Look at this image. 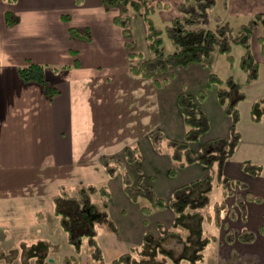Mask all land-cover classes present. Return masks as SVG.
Returning a JSON list of instances; mask_svg holds the SVG:
<instances>
[{
  "label": "crops",
  "instance_id": "crops-1",
  "mask_svg": "<svg viewBox=\"0 0 264 264\" xmlns=\"http://www.w3.org/2000/svg\"><path fill=\"white\" fill-rule=\"evenodd\" d=\"M154 1L162 4L153 14L156 25L163 26L180 16L179 6L184 0ZM222 4V14L215 16V29L223 23L234 29L257 15H264V0H222ZM8 12L13 13L15 23L12 26L6 22ZM118 14V9H105L102 0H0V205H11L0 207L4 209L2 216L15 213L13 219L16 220L29 212L31 219L37 220L40 202L46 201L52 209L53 197L62 186H98L101 180H112L125 193L123 174L111 178L103 169L101 159L120 156L129 146L137 147L140 156L165 157L171 162L165 178L187 169L202 168L197 164L175 168L171 154H162L161 148L170 145L171 139H182L187 131L177 106L178 95L181 92L196 94L205 88L219 61L228 59L217 52L208 65L178 68L168 83L158 86L154 79L131 72L123 30L114 22ZM135 24L145 33L143 21L134 23L133 29ZM72 27L88 30L90 38H74L70 33ZM261 36L264 37V24L259 21L251 39V49L259 63V76L248 85L250 87L242 88L240 83L247 82V78L241 69L244 75L237 83L246 94L239 105L241 142L224 166L225 175L231 168H238L239 173L231 179H241L238 181L248 186L249 178L261 176L247 174L244 171L246 161L262 166L264 160H261V156L264 157L261 147L264 145V118L259 122L251 119L254 101L264 96ZM242 54L243 48L237 56L239 67ZM233 60L236 61V55ZM31 62L45 67V77L58 89L57 94L49 96L41 84L24 82L20 78L18 68ZM228 77L234 79L231 74L222 78ZM211 90L202 102L211 122L210 131L215 125H222L224 135L215 137L227 136L229 116L218 102L216 88L211 87ZM209 100L213 101L212 106L221 121H212ZM157 129L163 132L164 138L155 145L149 136ZM235 160L236 165H232ZM138 162L141 165L140 159ZM151 177L156 180L155 175ZM130 180L133 184L132 177ZM33 185L36 190L22 195L23 188ZM254 185V195L260 199L246 203L245 218L235 206L233 195L226 199L232 213L223 214L224 226L204 223L208 233L214 226L220 233L219 236L209 233L218 239L207 247L202 264L210 254L216 264H264V193L258 184ZM220 200H212V204ZM28 203H34L35 207L27 211L24 207ZM209 209L212 211L213 205ZM157 222L162 221L157 220L154 225ZM147 228H142L141 237ZM227 229L248 230L255 238L227 241L224 238Z\"/></svg>",
  "mask_w": 264,
  "mask_h": 264
},
{
  "label": "trees",
  "instance_id": "trees-1",
  "mask_svg": "<svg viewBox=\"0 0 264 264\" xmlns=\"http://www.w3.org/2000/svg\"><path fill=\"white\" fill-rule=\"evenodd\" d=\"M105 9H118L114 22L121 27L126 40L130 56V70L136 76L152 78L158 86L170 81L174 70L192 64L208 65L215 53L226 56L233 61V48L241 46L243 54L240 67L245 72L247 82L257 80L259 76V63L251 49V39L256 24H264V15H257L254 19L241 26L240 33L236 35L234 29L227 23L213 29L209 27L210 13L215 8L217 0H184L180 6V16L163 26H158L153 20V14L162 7L154 0H102ZM140 20H136L135 18ZM135 21V22H134ZM143 21L147 53H143L136 46L133 24ZM8 26L15 23L13 13L6 14ZM136 25V24H135ZM74 38L89 39L90 32L79 28H70ZM165 37L173 44L172 52L161 50ZM264 53V37L259 38ZM150 54H149V53ZM45 67L37 63H29L18 68L20 78L24 82H36L43 86L49 96L58 93L45 77ZM211 87L216 88L219 104L230 119V133L202 140L209 132L211 122L202 107ZM246 94L232 77L223 79L216 73H211L205 88L196 94L181 92L177 97V106L187 126L182 139H171V155L175 168L187 165L218 166V177L230 182L224 174L225 164L234 156L241 142L239 122L241 120L240 103L245 100ZM264 118V96L254 101L251 108V119L259 122ZM164 134L157 129L149 136L155 145L163 140ZM199 144L200 146H193ZM139 160L137 147H127L122 155L103 157L101 165L112 178L123 174L124 191L129 200L139 203L141 198L149 201V205H142V209L149 213L155 208H168L173 212L171 227L157 222L153 229H147L137 248L124 252L114 258L111 264H200L204 261L207 247L217 236L205 231V222H215L218 227L224 226L223 214L232 210L228 208L226 199L235 195V206L246 216V203L249 200H258L247 190L248 184L243 181L231 183V190L223 191L224 198L212 204V191L214 177L206 174L193 181L177 186L168 199L157 197L152 184L138 181L137 185L131 183L132 177L127 168ZM244 171L251 176L262 173L260 165L246 163ZM239 190L234 194L235 188ZM225 188V187H224ZM111 191L107 186L85 185L73 192L70 188L62 186L53 197V212L59 218V223L67 234L70 245L81 250L85 241L89 242L91 255L89 264H105L103 250L98 242L99 224H106L112 232L118 227L110 214ZM99 201V205L95 200ZM213 205L212 211L209 207ZM198 218L199 224L193 227L189 219ZM168 237L179 240L178 250L168 247L165 241ZM227 241L240 239L253 240L255 235L248 230L234 232L227 229L224 233ZM64 264H79L76 257H66Z\"/></svg>",
  "mask_w": 264,
  "mask_h": 264
},
{
  "label": "rangeland",
  "instance_id": "rangeland-1",
  "mask_svg": "<svg viewBox=\"0 0 264 264\" xmlns=\"http://www.w3.org/2000/svg\"><path fill=\"white\" fill-rule=\"evenodd\" d=\"M8 1L9 0H6V2ZM222 12V0H217V5L210 13V28L215 29L216 17L217 15H221ZM157 22L160 21L157 19ZM240 30L241 27H234V33L236 35L240 33ZM134 36L136 37L137 48L144 54L147 53L148 48L146 44V38L140 25L136 24V26H134ZM173 49V44L168 40L167 37H165L161 50L165 53H169L172 52ZM240 50H242L241 47H234L233 55H236V61H226V59L223 58V60L219 61L218 65L215 67V73L222 77H227L228 74H231L233 75L235 81L240 83L244 75L237 62V56ZM240 85L242 88L250 87L248 85H251V83L248 84L247 82H243L240 83ZM211 91L212 90L210 88L208 93ZM210 101L211 100H209L207 105L209 112L212 114V121H215L216 119L221 121V117L216 112V108L212 106L213 101ZM262 134H264V132ZM215 135H224L222 131V125L221 127L219 125H215V127L212 128V132L209 130V132L203 136L201 141L215 137ZM165 146L167 148H165ZM198 146L200 145L196 144L193 147L196 149L195 147ZM261 147L264 153V145H261ZM161 151H163L162 154L164 155L166 152L168 155L172 153L171 147L168 144L164 145V147L161 148ZM259 156L260 155H258L257 158H259ZM139 159L142 161L141 165L138 164L140 162L136 161L132 165L131 170H129L130 175L133 178V185H137L139 180L143 181L145 184H152L156 187L154 189L157 197H162L165 199L170 197L172 189L175 186H179L184 182L190 181L191 179L200 178L206 174H211L214 177L212 200H222L224 198L223 191L225 189L231 190V183L241 180L231 179L233 176H236L239 173L238 168H236V170H232L231 168L229 172H226V175L229 176L228 179H230L229 183L224 179L219 178V168L217 165L211 167L201 166L202 168L199 167L198 169H187L180 171L174 176L165 178V174H167L166 172L170 168L169 164H171V162L165 159V157H153L152 155H145V157H143V155H139ZM170 159L173 162L174 167L175 163L172 159V155L170 156ZM262 159H264V157L261 156V160ZM236 161L237 160L232 162V165H236ZM246 162L251 163L252 161ZM262 162V166L260 165L262 168L261 175L253 176H261V178H247L248 183L250 182L248 186L249 189L247 188V190L253 194L256 192L254 183L258 184L260 186V191L264 193V160ZM152 175H155L156 180L152 179ZM111 181L101 180L99 183H97L99 187L107 186L112 192L109 210L111 218L118 226V231L116 233L112 232L106 224H99L97 226L99 232L98 242L104 253L105 264H111L112 260L120 254L137 248L141 241L140 232L142 228L143 230L147 227V229H153L154 223L157 220L162 221V223L167 227H171L172 222L170 223V221H173L170 209L156 208L151 214H148L142 209V204L149 205V201L147 199L141 198L139 203L136 204L125 196V193L119 189L116 181ZM81 186L82 184H73L70 185V189L73 192H77L78 188ZM34 190H36L34 185L31 188H23L22 195H28ZM236 190H239L238 186L235 188V191ZM229 198H231L230 195L228 196V199ZM40 203L41 211L36 215L38 217L37 220L31 219V214H29V212H25L20 219L14 220L13 217L15 216V213L2 216L4 209H0V264H64L63 260L66 257H76L79 264H89L88 261L91 255L89 242L85 241L81 250H77L74 246L70 245L67 239V234L61 227L59 218L53 212V208L51 209L46 201H41ZM95 203L99 205L101 202L99 203V201L96 199ZM9 204H1L0 207L11 206ZM32 207H35L34 203H28L24 208L29 211L32 210ZM189 223L191 226L196 227L199 224L198 218L195 217L189 219ZM209 230L213 234L219 236L220 230L218 227L214 226L209 228ZM165 244L173 249L176 248V250H178V246L180 245L179 240L176 237H168L165 241ZM213 257L214 256L210 254L204 264H216ZM182 264L189 263L187 261H183Z\"/></svg>",
  "mask_w": 264,
  "mask_h": 264
}]
</instances>
